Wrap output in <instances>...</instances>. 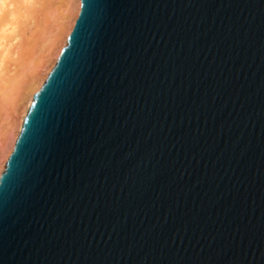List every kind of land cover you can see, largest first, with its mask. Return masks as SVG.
Returning <instances> with one entry per match:
<instances>
[{
  "label": "water",
  "instance_id": "obj_1",
  "mask_svg": "<svg viewBox=\"0 0 264 264\" xmlns=\"http://www.w3.org/2000/svg\"><path fill=\"white\" fill-rule=\"evenodd\" d=\"M0 264H264V0H81L0 176Z\"/></svg>",
  "mask_w": 264,
  "mask_h": 264
},
{
  "label": "rangeland",
  "instance_id": "obj_2",
  "mask_svg": "<svg viewBox=\"0 0 264 264\" xmlns=\"http://www.w3.org/2000/svg\"><path fill=\"white\" fill-rule=\"evenodd\" d=\"M76 10L77 0H0V167L28 90L54 61Z\"/></svg>",
  "mask_w": 264,
  "mask_h": 264
},
{
  "label": "bare ground",
  "instance_id": "obj_3",
  "mask_svg": "<svg viewBox=\"0 0 264 264\" xmlns=\"http://www.w3.org/2000/svg\"><path fill=\"white\" fill-rule=\"evenodd\" d=\"M76 16L75 18L73 19L72 21V24H71V27L70 29L66 32L65 34V38H64V43L60 46L59 50L57 51L56 55H55V58H54V61L52 62V64L50 65V67H47L45 70H46V73L41 77L39 78V80H36V81H33L34 83L30 86L29 90H28V93H27V97H26V103H25V109L23 111V115L22 117L20 118V121L18 122V125H17V132L15 133L14 135V140H13V143L11 145V148L8 152H6V155L2 161V165L0 167V176L2 175V173L4 172L5 168H6V164H7V161L10 157V155L12 154L13 150H14V147H15V143H16V140L21 132V129H22V126H23V123H24V118L26 117V114L30 108V105L32 104L33 102V98H34V95L36 94V92H38V90L42 87V85L45 83L47 77L49 76L51 70L53 69V67L55 66L59 56H60V53L62 51V49L67 45V41H68V37L70 35V33L72 32L74 26H75V23H76V20L79 16V13L81 11V0H77V10H76ZM41 75V74H40ZM28 86V87H29Z\"/></svg>",
  "mask_w": 264,
  "mask_h": 264
}]
</instances>
